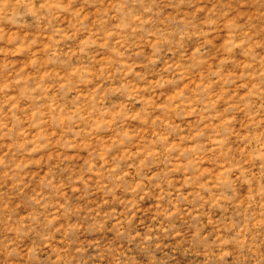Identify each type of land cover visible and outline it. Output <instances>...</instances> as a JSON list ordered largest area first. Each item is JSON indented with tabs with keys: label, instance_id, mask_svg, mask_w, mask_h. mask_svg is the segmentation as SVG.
<instances>
[{
	"label": "rangeland",
	"instance_id": "374dc122",
	"mask_svg": "<svg viewBox=\"0 0 264 264\" xmlns=\"http://www.w3.org/2000/svg\"><path fill=\"white\" fill-rule=\"evenodd\" d=\"M0 264H264V0H0Z\"/></svg>",
	"mask_w": 264,
	"mask_h": 264
}]
</instances>
